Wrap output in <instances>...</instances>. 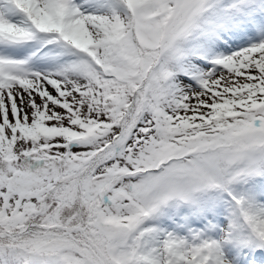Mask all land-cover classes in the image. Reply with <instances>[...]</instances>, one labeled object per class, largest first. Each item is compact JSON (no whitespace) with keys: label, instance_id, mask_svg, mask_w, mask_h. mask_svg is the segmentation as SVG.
Wrapping results in <instances>:
<instances>
[{"label":"snow or ice","instance_id":"obj_1","mask_svg":"<svg viewBox=\"0 0 264 264\" xmlns=\"http://www.w3.org/2000/svg\"><path fill=\"white\" fill-rule=\"evenodd\" d=\"M0 264H264V0H0Z\"/></svg>","mask_w":264,"mask_h":264}]
</instances>
